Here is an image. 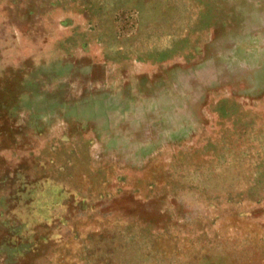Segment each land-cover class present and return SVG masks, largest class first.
<instances>
[{
	"label": "rangeland",
	"instance_id": "rangeland-1",
	"mask_svg": "<svg viewBox=\"0 0 264 264\" xmlns=\"http://www.w3.org/2000/svg\"><path fill=\"white\" fill-rule=\"evenodd\" d=\"M0 264H264V0H0Z\"/></svg>",
	"mask_w": 264,
	"mask_h": 264
}]
</instances>
